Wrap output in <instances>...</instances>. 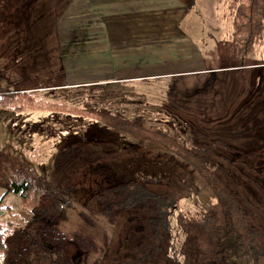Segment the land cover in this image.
Wrapping results in <instances>:
<instances>
[{
    "label": "rangeland",
    "instance_id": "rangeland-1",
    "mask_svg": "<svg viewBox=\"0 0 264 264\" xmlns=\"http://www.w3.org/2000/svg\"><path fill=\"white\" fill-rule=\"evenodd\" d=\"M185 1L188 24L181 37L142 42L163 48L152 59L156 76L85 90L67 84L61 50L68 41L60 37L98 16L94 2L0 0V85H17L33 96L16 113L1 108L8 102L3 94L0 147L15 145L13 156L21 154L69 190L72 206L57 219L63 232L91 250L79 264H106L102 258L111 240L112 257L120 264H235L234 255L228 263L216 257L223 247L210 244L194 224L216 215L222 241L232 246L235 241L226 236L231 196L250 215L264 246V40L251 55L247 74H240L224 45L232 30V0ZM240 75L248 78L245 89ZM101 113L142 117L145 128L117 126ZM158 129L186 141L194 155H179L173 146L150 139ZM136 181L179 196L160 250L150 236L146 208L120 211L112 222L84 207L95 206L104 189ZM5 191L0 187V197ZM21 202L14 193L4 198L3 205L10 206L0 215L4 228L22 227L15 218L24 214ZM80 212L94 226L84 223ZM39 230L37 223L28 228ZM0 264L8 263L0 256Z\"/></svg>",
    "mask_w": 264,
    "mask_h": 264
},
{
    "label": "trees",
    "instance_id": "trees-1",
    "mask_svg": "<svg viewBox=\"0 0 264 264\" xmlns=\"http://www.w3.org/2000/svg\"><path fill=\"white\" fill-rule=\"evenodd\" d=\"M230 8L233 16L232 30L230 39L224 43L225 52L236 59L238 72L247 74L245 70L250 65V57L257 44L264 40V0H232ZM240 76L244 80L245 89L248 86V78ZM0 93L8 98V102L1 108L16 113L24 110L23 103L33 101V96L17 85L12 88L0 85ZM87 113L92 116L91 112ZM99 116L113 120V123L120 127L145 128L142 125V117L130 119L122 117L119 113H101ZM149 138L173 146L179 155H191L196 151L186 141L163 129L150 132ZM12 146L0 147V187L6 190L0 197V215L10 211V206L3 205L7 194H18L22 199L24 214H15V218L23 225L15 230L13 227L4 228L0 222V256L8 264H79L81 257L88 256L91 250L89 247L84 248L80 240L70 238L63 232L57 219L58 215L72 206L71 202L66 200V197L70 196L69 190L52 183L25 162L21 154L13 156ZM96 196L99 199L95 206L85 204L84 207L112 222L116 221L120 211L127 213L137 207L146 208L149 214L147 223L150 236L157 243L156 250H160L159 247L164 242V233L169 229L170 217L179 208V196L176 193H160L137 181L106 188ZM231 197L226 236L235 241L232 246L228 247L222 241L223 228L216 221V215L203 216L195 220L194 224L210 244L223 247L215 254L218 258H224L226 263L230 262L231 255H234L235 264H263L264 246L260 241V232L251 226L250 215L233 196ZM79 215L84 223L94 226L90 216L84 212ZM35 223L40 225V230L36 234L30 233L28 228ZM112 243L113 240L102 260L106 264H120L112 257ZM74 250L81 253L75 254Z\"/></svg>",
    "mask_w": 264,
    "mask_h": 264
},
{
    "label": "crops",
    "instance_id": "crops-1",
    "mask_svg": "<svg viewBox=\"0 0 264 264\" xmlns=\"http://www.w3.org/2000/svg\"><path fill=\"white\" fill-rule=\"evenodd\" d=\"M92 1L98 16L86 28L70 27L60 37L68 41L63 42L61 64L69 87L112 88L156 76L158 69L152 59L162 47L142 42L170 40L173 34L179 38L188 24L185 0ZM157 33L162 36L151 37Z\"/></svg>",
    "mask_w": 264,
    "mask_h": 264
},
{
    "label": "built area",
    "instance_id": "built-area-1",
    "mask_svg": "<svg viewBox=\"0 0 264 264\" xmlns=\"http://www.w3.org/2000/svg\"><path fill=\"white\" fill-rule=\"evenodd\" d=\"M5 96L3 94L0 93V102L4 101Z\"/></svg>",
    "mask_w": 264,
    "mask_h": 264
}]
</instances>
